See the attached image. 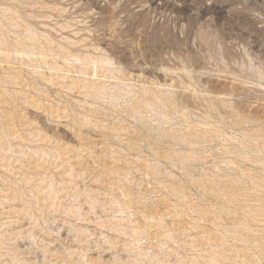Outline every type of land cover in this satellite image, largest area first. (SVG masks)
I'll return each instance as SVG.
<instances>
[{
  "label": "rangeland",
  "instance_id": "obj_1",
  "mask_svg": "<svg viewBox=\"0 0 264 264\" xmlns=\"http://www.w3.org/2000/svg\"><path fill=\"white\" fill-rule=\"evenodd\" d=\"M0 264H264V0H0Z\"/></svg>",
  "mask_w": 264,
  "mask_h": 264
}]
</instances>
